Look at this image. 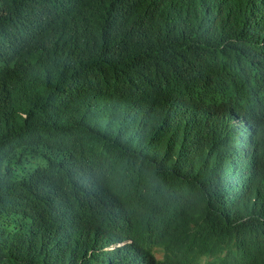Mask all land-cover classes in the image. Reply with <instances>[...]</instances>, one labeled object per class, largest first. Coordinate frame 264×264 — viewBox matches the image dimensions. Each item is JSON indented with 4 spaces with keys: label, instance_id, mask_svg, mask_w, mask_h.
<instances>
[{
    "label": "trees",
    "instance_id": "16d2710c",
    "mask_svg": "<svg viewBox=\"0 0 264 264\" xmlns=\"http://www.w3.org/2000/svg\"><path fill=\"white\" fill-rule=\"evenodd\" d=\"M0 264H264V0H0Z\"/></svg>",
    "mask_w": 264,
    "mask_h": 264
}]
</instances>
